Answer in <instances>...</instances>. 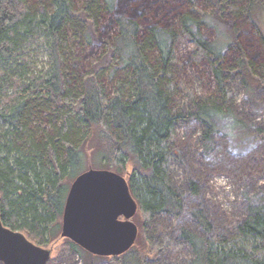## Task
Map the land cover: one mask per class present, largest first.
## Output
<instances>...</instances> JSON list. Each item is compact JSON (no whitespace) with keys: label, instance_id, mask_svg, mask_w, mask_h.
Instances as JSON below:
<instances>
[{"label":"trees","instance_id":"1","mask_svg":"<svg viewBox=\"0 0 264 264\" xmlns=\"http://www.w3.org/2000/svg\"><path fill=\"white\" fill-rule=\"evenodd\" d=\"M262 15L264 0H0L2 223L42 245L56 238L69 185L87 165L122 175L130 166L145 219L180 215L169 172L178 122L198 120L206 149L217 130L264 139V127L235 115L230 90L235 78L249 94L264 89ZM189 70L206 83L200 93L189 92ZM198 189L188 182L190 193ZM244 198L246 216L225 237L192 211L206 234L180 229L189 264H264V198ZM173 243L137 235L117 264H148L153 248Z\"/></svg>","mask_w":264,"mask_h":264},{"label":"rangeland","instance_id":"2","mask_svg":"<svg viewBox=\"0 0 264 264\" xmlns=\"http://www.w3.org/2000/svg\"><path fill=\"white\" fill-rule=\"evenodd\" d=\"M257 20L264 32V15ZM184 48V45L181 46L180 51H184ZM33 50L35 52L31 54L36 69H44L47 64L45 52L40 46H34ZM188 74L191 79L189 92L200 93L206 83L193 70H189ZM230 90L235 115L250 128L264 127V89L256 87L249 94L240 79L235 78ZM179 103L184 111L192 109L187 93L180 95ZM202 129V124L194 118L180 121L169 141V172L173 184L182 194L181 214L161 213L145 219L137 210L132 218L138 227V236L143 239L147 237L151 243L174 242L173 246L164 250L153 248L148 256V264H189L193 252L188 242L180 238V229L188 228L198 234H206L193 217V210L199 209L207 216L212 225L210 234L225 237L246 216L244 195L257 194L264 198V139L253 134L240 138L237 133L227 134L225 130H217L206 149L200 138ZM130 168L123 174L125 178ZM190 180L198 184L196 194L188 190ZM60 230L56 238L40 244L51 249L47 264H117L119 256H97L79 246L80 252H77L68 244V238L60 236Z\"/></svg>","mask_w":264,"mask_h":264},{"label":"water","instance_id":"3","mask_svg":"<svg viewBox=\"0 0 264 264\" xmlns=\"http://www.w3.org/2000/svg\"><path fill=\"white\" fill-rule=\"evenodd\" d=\"M138 203L127 179L105 168H88L71 182L62 212L60 236L97 256H115L135 243L138 227L132 220ZM51 249L36 244L0 218V262L47 264Z\"/></svg>","mask_w":264,"mask_h":264}]
</instances>
